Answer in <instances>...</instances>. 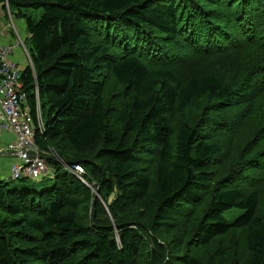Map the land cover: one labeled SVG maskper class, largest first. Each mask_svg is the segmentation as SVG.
<instances>
[{
	"label": "trees",
	"instance_id": "16d2710c",
	"mask_svg": "<svg viewBox=\"0 0 264 264\" xmlns=\"http://www.w3.org/2000/svg\"><path fill=\"white\" fill-rule=\"evenodd\" d=\"M6 5L53 186L0 182V264H264V0Z\"/></svg>",
	"mask_w": 264,
	"mask_h": 264
},
{
	"label": "built area",
	"instance_id": "2783aa9c",
	"mask_svg": "<svg viewBox=\"0 0 264 264\" xmlns=\"http://www.w3.org/2000/svg\"><path fill=\"white\" fill-rule=\"evenodd\" d=\"M6 5V13L10 20V26L15 31V26ZM15 48H21L28 61V53L24 46L23 38L16 31L14 43H7L0 47V141L3 134H12L13 139L7 143L5 149L12 154H19L21 160L10 167V179L40 180L51 175L52 170L44 156L34 143L35 131H43L44 124L41 119L37 104V117L34 123L30 109L26 104V94L22 90L20 82L21 70L10 60ZM3 150L0 148V153ZM33 154L31 157L28 154ZM48 155L60 163L69 173L81 179L83 168L78 164H64L53 149H49Z\"/></svg>",
	"mask_w": 264,
	"mask_h": 264
},
{
	"label": "crops",
	"instance_id": "0c3cea01",
	"mask_svg": "<svg viewBox=\"0 0 264 264\" xmlns=\"http://www.w3.org/2000/svg\"><path fill=\"white\" fill-rule=\"evenodd\" d=\"M9 11V10H8ZM15 26V31L10 26V20L6 13V10H0V47L7 44V43H14L16 39V25L19 24V27L21 30H24V23L22 21H16L13 22ZM18 33V31H17ZM19 34V33H18ZM25 35V32H24ZM20 36V35H19ZM22 38V37H21ZM25 57L24 52L21 48H15L13 54L10 56V60L17 65V67L22 70L25 68L22 65L18 63V60L23 59ZM26 59V57H25ZM26 65H27V59H26ZM13 139L12 134L5 133L2 136V139L0 141V148H2L3 152L0 153V182L4 181L5 179L10 177V167L12 164L19 162L21 159V156L19 154H11L9 156H6L4 154L10 153L5 149V146L9 141ZM3 166L6 168L3 169Z\"/></svg>",
	"mask_w": 264,
	"mask_h": 264
},
{
	"label": "rangeland",
	"instance_id": "374dc122",
	"mask_svg": "<svg viewBox=\"0 0 264 264\" xmlns=\"http://www.w3.org/2000/svg\"><path fill=\"white\" fill-rule=\"evenodd\" d=\"M26 12H28L30 15L33 16V18L35 20H37L40 16L41 11H36V10H27ZM17 31L19 33V35L24 38V30H21L19 27V24L16 25ZM18 63L20 65H22L23 67L26 66V59L25 57H23V59L18 60ZM27 65L31 66V62L27 60ZM6 167L3 166V169H5ZM4 182L9 183V187H17L19 189H24L25 191H29V192H36V193H40L44 190L50 189L53 186V178L50 176L42 178L40 180H32V179H28L25 182H20L18 180H12L10 178H7L4 180ZM230 214V213H229ZM229 214H227L226 216H228ZM236 217V216H235ZM231 219V218H229Z\"/></svg>",
	"mask_w": 264,
	"mask_h": 264
},
{
	"label": "water",
	"instance_id": "95a60500",
	"mask_svg": "<svg viewBox=\"0 0 264 264\" xmlns=\"http://www.w3.org/2000/svg\"><path fill=\"white\" fill-rule=\"evenodd\" d=\"M11 154H12V153H7V154H4V155L9 156V155H11ZM28 155H30L31 157H34V155H33V154H30V153H29ZM38 157L45 159L44 156H38ZM96 194H98V191H96Z\"/></svg>",
	"mask_w": 264,
	"mask_h": 264
}]
</instances>
